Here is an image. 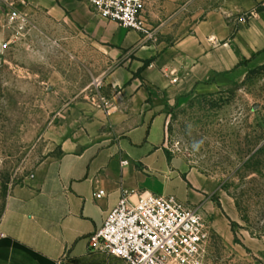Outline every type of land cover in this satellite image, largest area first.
Wrapping results in <instances>:
<instances>
[{
	"label": "crops",
	"instance_id": "crops-1",
	"mask_svg": "<svg viewBox=\"0 0 264 264\" xmlns=\"http://www.w3.org/2000/svg\"><path fill=\"white\" fill-rule=\"evenodd\" d=\"M207 2L185 9L201 11ZM213 2L187 35L169 43L93 16L86 1L53 0L50 12L83 27L85 43L112 69L101 78L98 108L85 127L61 141L60 156L40 176L12 190L0 219V264H126L89 250V237L124 191L210 208L209 179L168 153L163 109L191 90L221 86L264 50V0Z\"/></svg>",
	"mask_w": 264,
	"mask_h": 264
},
{
	"label": "rangeland",
	"instance_id": "rangeland-1",
	"mask_svg": "<svg viewBox=\"0 0 264 264\" xmlns=\"http://www.w3.org/2000/svg\"><path fill=\"white\" fill-rule=\"evenodd\" d=\"M193 1L144 0L147 28L169 43L187 35L215 5L185 9ZM52 2L0 0V219L12 190L85 127L97 82L112 69L83 27L50 12ZM12 11L23 21L11 23ZM163 110L169 155L210 181L207 264H264V50L221 86L191 90Z\"/></svg>",
	"mask_w": 264,
	"mask_h": 264
},
{
	"label": "built area",
	"instance_id": "built-area-1",
	"mask_svg": "<svg viewBox=\"0 0 264 264\" xmlns=\"http://www.w3.org/2000/svg\"><path fill=\"white\" fill-rule=\"evenodd\" d=\"M86 2L93 16L153 37L143 16L144 0ZM8 18L14 24L23 21L18 11ZM104 194L101 190L95 197ZM3 236L0 229V241ZM209 243V227L199 206L173 195L124 191L103 226L89 237V250L118 257L126 264H207Z\"/></svg>",
	"mask_w": 264,
	"mask_h": 264
},
{
	"label": "trees",
	"instance_id": "trees-1",
	"mask_svg": "<svg viewBox=\"0 0 264 264\" xmlns=\"http://www.w3.org/2000/svg\"><path fill=\"white\" fill-rule=\"evenodd\" d=\"M149 63H150L149 61L144 62V66H148ZM139 72H141V70Z\"/></svg>",
	"mask_w": 264,
	"mask_h": 264
}]
</instances>
